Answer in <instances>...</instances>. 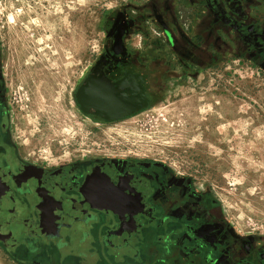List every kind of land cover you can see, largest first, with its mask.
I'll use <instances>...</instances> for the list:
<instances>
[{
  "label": "flooded vegetation",
  "instance_id": "obj_1",
  "mask_svg": "<svg viewBox=\"0 0 264 264\" xmlns=\"http://www.w3.org/2000/svg\"><path fill=\"white\" fill-rule=\"evenodd\" d=\"M72 92L97 127L155 112L229 59L264 74V0H124ZM0 38V251L13 264H264L208 185L147 159L46 167L18 147Z\"/></svg>",
  "mask_w": 264,
  "mask_h": 264
},
{
  "label": "rangeland",
  "instance_id": "obj_2",
  "mask_svg": "<svg viewBox=\"0 0 264 264\" xmlns=\"http://www.w3.org/2000/svg\"><path fill=\"white\" fill-rule=\"evenodd\" d=\"M124 0H0L13 133L46 167L87 157L147 159L208 185L240 231L264 235V74L241 59L179 82L155 112L97 127L72 92ZM0 264H13L0 251Z\"/></svg>",
  "mask_w": 264,
  "mask_h": 264
}]
</instances>
